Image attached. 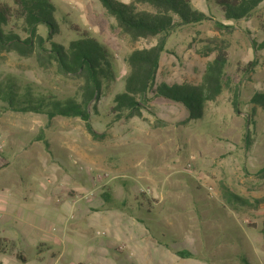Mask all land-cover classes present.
Masks as SVG:
<instances>
[{
  "label": "rangeland",
  "instance_id": "obj_1",
  "mask_svg": "<svg viewBox=\"0 0 264 264\" xmlns=\"http://www.w3.org/2000/svg\"><path fill=\"white\" fill-rule=\"evenodd\" d=\"M51 1L57 33L49 40L48 29L40 27L48 48L51 41L67 47L86 31L112 55L113 75L90 112L103 137H93L79 117L18 113L0 101V166L19 167L32 157L33 168L80 176L84 195L95 194V212L103 203L114 218L108 264H264V110L251 103L264 91V2L249 18L234 21L215 0H192L210 19L168 36L156 85H198L208 64L226 56L224 90L205 105L202 118H189L182 104L151 92L138 98L140 115L118 119L114 99L124 91L128 57L153 48L160 36L132 40L100 0ZM13 28L27 36L22 25ZM8 76L21 94L80 101L83 78L62 73L55 62L40 65L35 53H1L0 81ZM86 170L107 172L111 180L97 183ZM38 176L33 172L26 183ZM105 193L110 203L102 199ZM103 228L112 232L103 224L92 231Z\"/></svg>",
  "mask_w": 264,
  "mask_h": 264
},
{
  "label": "trees",
  "instance_id": "obj_2",
  "mask_svg": "<svg viewBox=\"0 0 264 264\" xmlns=\"http://www.w3.org/2000/svg\"><path fill=\"white\" fill-rule=\"evenodd\" d=\"M107 12L116 19L118 26L132 40L160 36L156 46L150 49L136 50L128 57L129 74L125 78L124 91L114 99V111L118 119L140 115L141 106L138 98L154 92L156 97L182 104L190 113L189 118H202L204 107L214 101L224 90V67L226 56L219 54L208 64L198 85L173 84L162 82L156 85L159 60L164 51L168 36L181 25H191L210 19L204 12L192 6V0H134L124 3L119 0H100ZM223 10L226 19L239 21L249 18L264 0H215ZM56 7L51 0H13V4L0 2V54L17 52L20 56L36 54L42 66L55 62L60 71L66 75L83 78L80 101L67 98L53 100L45 97H34L31 91L21 94L18 82L12 76L0 81V101L6 109L18 113H45L49 119L56 116L79 117L86 122L89 133L101 138L90 122L91 109L96 110V102L102 91L104 80H110L112 72L111 57L106 46L83 32L67 47L51 41L46 45L40 27L49 31V40L57 33L55 20ZM22 25L27 34L25 38L14 30L13 26ZM222 26V24H218ZM254 45L256 43L254 42ZM264 48V43L259 45ZM254 63H250V66ZM94 103V104H93ZM251 103L264 110V91L256 92ZM93 104V105H92ZM99 136V137H97ZM43 140L42 137H39ZM2 166H0V169ZM264 174V168L260 172ZM237 200L236 195H233ZM108 203L111 197L104 194ZM6 241L0 238V251L5 249ZM183 258L192 257L189 251H178Z\"/></svg>",
  "mask_w": 264,
  "mask_h": 264
},
{
  "label": "crops",
  "instance_id": "obj_3",
  "mask_svg": "<svg viewBox=\"0 0 264 264\" xmlns=\"http://www.w3.org/2000/svg\"><path fill=\"white\" fill-rule=\"evenodd\" d=\"M26 159L19 167L0 169V238L7 243L0 264H96L100 258L108 264V249L116 240L111 210L102 203L95 212V194L84 195L80 176L51 166L33 168L35 160ZM33 172L39 176L26 183ZM99 224L112 232L94 233Z\"/></svg>",
  "mask_w": 264,
  "mask_h": 264
},
{
  "label": "built area",
  "instance_id": "obj_4",
  "mask_svg": "<svg viewBox=\"0 0 264 264\" xmlns=\"http://www.w3.org/2000/svg\"><path fill=\"white\" fill-rule=\"evenodd\" d=\"M86 172L88 174H92L93 175V179L97 182V183H101V182H104V181H108V180H111V178L109 177V174H107V172H98V171H95V170H89V172L86 170ZM84 198L87 199V197L85 196ZM3 217V213L2 211L0 210V220L2 219Z\"/></svg>",
  "mask_w": 264,
  "mask_h": 264
},
{
  "label": "bare ground",
  "instance_id": "obj_5",
  "mask_svg": "<svg viewBox=\"0 0 264 264\" xmlns=\"http://www.w3.org/2000/svg\"><path fill=\"white\" fill-rule=\"evenodd\" d=\"M0 151H1V149H0ZM2 151H3V150H2ZM2 151H1V152H2ZM0 156H1V155H0Z\"/></svg>",
  "mask_w": 264,
  "mask_h": 264
}]
</instances>
